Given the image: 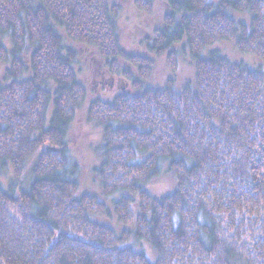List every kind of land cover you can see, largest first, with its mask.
I'll list each match as a JSON object with an SVG mask.
<instances>
[{
	"label": "trees",
	"instance_id": "1",
	"mask_svg": "<svg viewBox=\"0 0 264 264\" xmlns=\"http://www.w3.org/2000/svg\"><path fill=\"white\" fill-rule=\"evenodd\" d=\"M134 1L152 11L153 0ZM167 1L147 40L171 66L157 87L153 59L123 48L111 0H0L15 47L0 78V174L12 170L8 189L0 183V264H264V68L204 54L228 39L264 59V0ZM27 37L31 70L16 54ZM67 39L96 47L113 71L120 58L140 67L135 92L88 108L103 130V194L121 193L113 204L133 229L95 220L109 207L67 174L66 138L87 93ZM181 53L194 72L182 82ZM165 161L175 186L158 198L146 186Z\"/></svg>",
	"mask_w": 264,
	"mask_h": 264
},
{
	"label": "rangeland",
	"instance_id": "2",
	"mask_svg": "<svg viewBox=\"0 0 264 264\" xmlns=\"http://www.w3.org/2000/svg\"><path fill=\"white\" fill-rule=\"evenodd\" d=\"M112 5L116 7L117 13L115 19L120 34V42L125 50L134 55L150 56L154 65L151 69L149 82L160 87L164 85L165 80L172 74L171 66L167 62L166 55H156L149 50L148 39L153 36L155 29L162 26L164 16L168 11L167 0H153L152 11L140 9L134 0H111ZM236 16L247 18L246 13H234ZM67 44L76 51L77 60L75 63L78 75L83 85L87 89L84 103L77 108L74 122L71 125L70 132L66 138L68 145L67 174L80 185V192L90 193L98 197L99 201L104 202L109 207V213L94 215V219L114 227L118 232L127 227L133 229L131 225H125L119 220L115 205L113 202L118 200L121 193H113L106 196L102 191V184L95 169L100 166L103 160V130L98 121L88 119L89 106L95 99L103 101H112L117 94L123 92H135L136 86L133 85V79H141L140 67L132 63L128 58L119 59V70L113 71L111 66L106 63L99 50L96 47L79 44L67 39ZM0 46L6 51L5 57L0 56V78H2L7 68L11 67L13 60V39L10 33H2L0 30ZM34 46L27 37L24 48L17 51V57H21L26 68H30L31 54ZM213 49H219L229 58L247 63L250 68H264V59L254 56L248 52H240L235 45L228 39H223L213 43L206 48L204 54ZM176 75L179 81L191 78L194 74L193 65L185 54L181 53L177 58ZM22 74L27 78L31 71ZM133 78V79H132ZM147 155L141 153L137 161H142ZM169 162H163L161 174L154 177L146 186L149 193L158 198L164 196L173 190L175 186V176L168 169ZM12 179V170L0 174V183L8 189ZM124 194H129L123 191ZM136 209V205H134ZM139 248L146 252L147 256L153 261L156 259L154 249L147 241L139 244Z\"/></svg>",
	"mask_w": 264,
	"mask_h": 264
}]
</instances>
